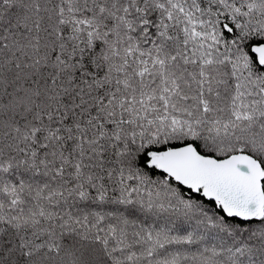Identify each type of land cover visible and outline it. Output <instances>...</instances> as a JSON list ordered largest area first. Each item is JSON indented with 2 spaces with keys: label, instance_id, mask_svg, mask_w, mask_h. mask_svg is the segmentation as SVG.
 Here are the masks:
<instances>
[{
  "label": "snow or ice",
  "instance_id": "6c2138e0",
  "mask_svg": "<svg viewBox=\"0 0 264 264\" xmlns=\"http://www.w3.org/2000/svg\"><path fill=\"white\" fill-rule=\"evenodd\" d=\"M0 264H264V0H0Z\"/></svg>",
  "mask_w": 264,
  "mask_h": 264
}]
</instances>
